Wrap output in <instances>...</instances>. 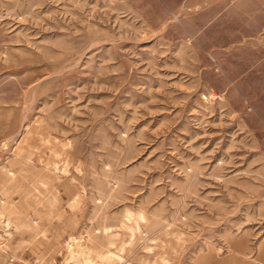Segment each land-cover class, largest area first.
I'll use <instances>...</instances> for the list:
<instances>
[{"label": "rangeland", "instance_id": "obj_1", "mask_svg": "<svg viewBox=\"0 0 264 264\" xmlns=\"http://www.w3.org/2000/svg\"><path fill=\"white\" fill-rule=\"evenodd\" d=\"M0 264H264V0H0Z\"/></svg>", "mask_w": 264, "mask_h": 264}, {"label": "bare ground", "instance_id": "obj_2", "mask_svg": "<svg viewBox=\"0 0 264 264\" xmlns=\"http://www.w3.org/2000/svg\"><path fill=\"white\" fill-rule=\"evenodd\" d=\"M54 164V163H53ZM55 165V164H54ZM128 213V212H127ZM130 213V212H129ZM141 218V217H140ZM142 220H144V219H142ZM135 226H137L136 224H135ZM69 246H70V243H69Z\"/></svg>", "mask_w": 264, "mask_h": 264}]
</instances>
